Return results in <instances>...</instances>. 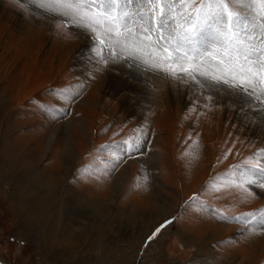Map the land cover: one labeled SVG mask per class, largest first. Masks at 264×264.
Returning <instances> with one entry per match:
<instances>
[{"label": "rangeland", "instance_id": "obj_1", "mask_svg": "<svg viewBox=\"0 0 264 264\" xmlns=\"http://www.w3.org/2000/svg\"><path fill=\"white\" fill-rule=\"evenodd\" d=\"M62 19L0 0V264H264V229L235 219L264 189L229 179L264 149L263 113L123 63L97 72Z\"/></svg>", "mask_w": 264, "mask_h": 264}, {"label": "snow or ice", "instance_id": "obj_2", "mask_svg": "<svg viewBox=\"0 0 264 264\" xmlns=\"http://www.w3.org/2000/svg\"><path fill=\"white\" fill-rule=\"evenodd\" d=\"M26 2L89 35L88 60L97 72L102 65L123 63L188 85L207 100L223 93L264 113V0ZM236 168L229 174L234 186L249 196L250 186L264 189V149ZM235 219L264 229V209Z\"/></svg>", "mask_w": 264, "mask_h": 264}, {"label": "bare ground", "instance_id": "obj_3", "mask_svg": "<svg viewBox=\"0 0 264 264\" xmlns=\"http://www.w3.org/2000/svg\"><path fill=\"white\" fill-rule=\"evenodd\" d=\"M126 71H128V70H126ZM135 73V72H134ZM136 74V73H135ZM134 74V75H135ZM150 75V74H149ZM143 76V75H142ZM141 77V76H140ZM157 78V77H156ZM159 78V77H158ZM153 79V78H152ZM160 79V78H159ZM118 81V80H117ZM144 81V80H143ZM128 83V82H127ZM133 83V82H132ZM131 84V83H130ZM144 84V83H143ZM166 84V83H165ZM139 85V84H138ZM145 86V85H144ZM129 88V87H128ZM135 88V87H134ZM171 88V87H170ZM152 89V88H151ZM173 89H176L175 87H173ZM140 90V89H139ZM145 91V90H144ZM148 91V90H147ZM173 91V90H172ZM152 92V91H151ZM143 93V92H142ZM150 93V92H149ZM184 93H185V91H184ZM146 94V93H145ZM152 94V93H151ZM156 94V93H155ZM142 95V94H141ZM149 94L147 93V96H148ZM153 95V94H152ZM151 96V95H150ZM143 97V96H142ZM149 97V96H148ZM154 97H155V95H154ZM184 97V96H183ZM155 100V99H154ZM156 101V100H155ZM180 101V100H179ZM158 103V102H157ZM157 103H155V104H157ZM167 111V110H166ZM255 114H254V116L255 117H257L260 121L262 120V123L264 124V113L263 114H260V113H258V115H257V113L256 112H254ZM263 127V126H262ZM264 128V127H263ZM10 143V142H9ZM11 154H13V153H11ZM43 163V162H42ZM1 168V167H0ZM35 168V167H34ZM37 168V167H36ZM3 169V168H2ZM32 169V168H31ZM34 170V169H33ZM45 172L44 171H42V173H41V175H39V177H38V183H39V185H40V183H42V182H44V184H48L47 182H49L50 184H52V186L55 188V189H53L56 193L58 192V188H59V186H58V184H57V182H56V179L57 178H51V179H49V180H47V178H45L44 176H43V174H44ZM48 174V173H47ZM45 175V174H44ZM36 179V178H35ZM36 181H37V179H36ZM28 183H29V181H28ZM33 183V182H32ZM37 183V182H36ZM30 184V183H29ZM49 184V185H50ZM32 185V184H31ZM65 186V185H64ZM37 187V186H36ZM47 187H50V186H47ZM37 189V188H36ZM50 188H47V190H49ZM42 191V190H41ZM61 191V190H60ZM258 191L259 192H262V190L261 189H258ZM24 192V191H23ZM22 192V194L20 195V197L21 196H23L24 195V193ZM36 192V191H35ZM44 192V191H43ZM51 192V191H50ZM33 193V192H32ZM18 194H19V192H18ZM31 194V193H30ZM45 194V193H44ZM26 195H28V193L27 192H25V196ZM33 195V194H32ZM39 195V194H38ZM53 195H55V194H53ZM29 196V195H28ZM48 196H50V194L48 193ZM59 194L58 195H56L55 196V200L56 199H58L59 197ZM30 197H31V195H30ZM30 197H28L26 200H28ZM41 197V196H40ZM39 197V198H40ZM73 196H72V194L70 193V191H68L67 189H64V194H63V197H62V201H60L61 202V208H60V212H61V216H63V214H65V213H63L64 211H65V207H66V204L69 202L68 200H70V201H73V200H71V199H73L72 198ZM32 198V197H31ZM35 198H36V196H35ZM38 198V199H39ZM44 198V197H43ZM23 199V198H22ZM20 200V199H19ZM43 200V199H42ZM46 200V199H45ZM49 199L47 198V201H48ZM39 201V200H38ZM66 201H68V202H66ZM48 202H50V201H48ZM55 202V201H54ZM75 202V201H74ZM90 202V201H89ZM21 203V202H20ZM43 203H46V202H43ZM49 204V203H48ZM52 204V203H51ZM56 204V203H55ZM59 204V203H58ZM76 204V203H75ZM90 204V203H89ZM50 205V204H49ZM92 205V204H91ZM90 205V206H91ZM65 206V207H64ZM51 207V206H50ZM59 207V206H58ZM73 207V206H72ZM84 207V206H83ZM82 207V208H83ZM55 208V207H54ZM27 209V208H26ZM70 209V208H69ZM76 209V208H75ZM74 209V210H75ZM112 209V208H111ZM73 210V211H74ZM79 210V209H78ZM77 210V211H78ZM85 210V209H84ZM55 211V210H54ZM70 211H72V210H70ZM89 211V210H88ZM81 212H82V210H81ZM84 213V212H83ZM113 212H111V210H107L106 212H104V213H102L103 214V216H101L99 213H96L95 215H96V217L97 218H100V217H102L103 218V220H105V218H107L108 219V217H109V215L111 216V214H112ZM56 214H59V213H56ZM70 214V213H69ZM72 214H73V212H72ZM116 215H114V218L116 219L117 217L118 218H121V217H119V216H117V213H115ZM71 215V214H70ZM87 215V214H86ZM33 216V215H32ZM88 216H89V214H88ZM55 217V216H54ZM60 217V216H59ZM93 217V216H92ZM57 218V217H56ZM67 218H68V216H67ZM31 219H32V221L33 220H35L36 218H34V217H31ZM69 219V218H68ZM93 219V218H92ZM25 220V219H24ZM54 220V219H53ZM121 220V219H120ZM51 221V220H50ZM70 221H72V220H70ZM110 221V220H109ZM53 222H55V221H53ZM62 222H63V220H62ZM62 222H61V224H62ZM58 223V222H57ZM75 223V222H74ZM61 224H60V226H61ZM66 225V224H65ZM68 225V224H67ZM106 225V224H105ZM54 226V225H53ZM59 225H58V227H60ZM76 226H78L79 228L81 227V228H84L85 226L82 224V223H80L79 222V225H76ZM99 226V225H98ZM49 227V226H48ZM75 227V226H74ZM61 228V227H60ZM86 228V227H85ZM68 229V228H67ZM66 229V230H67ZM87 229V228H86ZM85 229V230H86ZM84 231V230H83ZM65 235H66V233H64ZM64 234H63V236L62 237H65L64 236ZM68 234V233H67ZM80 234V233H79ZM60 235V234H59ZM66 237H68L67 235H66ZM72 237V236H71ZM64 240V239H63ZM68 240H69V238H68ZM80 241V240H79ZM76 242V241H75ZM67 243V242H66ZM74 243V242H73ZM72 243V244H73ZM103 243V242H102ZM53 244V243H52ZM67 245H68V243H67ZM64 246V245H63ZM52 247V246H51ZM60 248H62V247H60ZM263 248H264V245H263ZM208 249H210V248H208ZM66 250V249H65ZM210 251H211V249H210ZM65 253V252H64ZM67 253V252H66ZM62 255V254H61ZM73 255V254H72ZM65 256H66V254H65ZM206 256V255H205ZM211 256V255H210ZM67 257V256H66ZM75 258V257H74ZM197 259H201V260H203L204 258L203 257H201V258H199V257H196ZM210 259V257H206L204 260L207 262V259ZM61 261H62V259H60ZM204 261V262H205ZM66 263V262H65ZM232 263V262H231Z\"/></svg>", "mask_w": 264, "mask_h": 264}]
</instances>
